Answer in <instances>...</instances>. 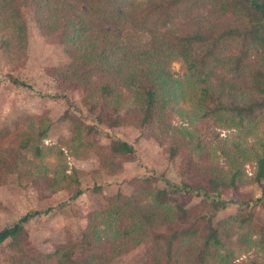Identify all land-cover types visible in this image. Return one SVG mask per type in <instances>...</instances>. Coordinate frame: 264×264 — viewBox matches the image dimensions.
<instances>
[{"label": "trees", "instance_id": "16d2710c", "mask_svg": "<svg viewBox=\"0 0 264 264\" xmlns=\"http://www.w3.org/2000/svg\"><path fill=\"white\" fill-rule=\"evenodd\" d=\"M81 9L93 22L84 21ZM27 15L71 52L66 64L51 71L55 80L84 92L87 120L69 117L80 126L75 138L83 150L77 155L94 150L113 173L116 160L131 156L133 148L117 137L109 139L106 151L95 146L91 137L99 132V121L92 112L105 108L113 125L129 122L138 112L151 136L165 144L168 158L179 157L182 170L195 167L204 184L154 176L127 179L129 193L115 185L104 207L85 214L81 230L37 255L22 248L28 238L23 225L39 214L27 211L0 227V247L12 252L8 262L115 264L118 255L150 240L145 264H232V247L241 246L248 253L243 264H264V214L256 210L264 201L232 194L245 181L264 185V0H0V48L23 53ZM106 24L120 29L117 39L97 29ZM136 33L143 44L134 43ZM171 59L181 62L185 80L197 86V121L190 128L172 123L173 104L183 92L167 68ZM49 125L46 118L29 115L9 134L0 130V178L9 173L40 178L52 190L69 191L72 199L83 191L76 169L66 173L62 163L48 172L34 163L52 148L41 143ZM215 126L232 128L237 136L231 155L220 144L225 166L207 159L208 134ZM245 157L251 159L250 175L243 169ZM231 205L234 212L213 224L215 213Z\"/></svg>", "mask_w": 264, "mask_h": 264}, {"label": "rangeland", "instance_id": "374dc122", "mask_svg": "<svg viewBox=\"0 0 264 264\" xmlns=\"http://www.w3.org/2000/svg\"><path fill=\"white\" fill-rule=\"evenodd\" d=\"M79 11L86 23L93 22L92 16L82 9ZM32 22L27 15L26 42L22 54L13 55L6 48H0V130L9 131L7 133L9 134L16 121L29 115H40L46 118L50 125L41 143L44 146L51 145L52 148L44 149L41 157L34 159V163L45 167L48 172H52L62 163L66 173H70V169H76L75 175L83 191L71 199L69 191L52 190L51 187L41 184L38 181L40 178L31 180V177L27 175L20 178L13 173L5 174L0 178V227L27 211H39V214L23 225L28 235L22 245L26 253L37 255L40 252H47L53 242L62 240L71 233H77L85 224V214L104 207L107 192L109 194L114 192L115 185L120 186L116 190H120L123 194L130 192L126 183L127 179L135 176H154L171 181L184 180L192 185L204 184V179L197 175L195 167L182 170L179 168V157L168 158L164 151L165 144H159L157 139L151 136L150 128L142 124L138 112L129 122L117 125L111 123V114L105 108H98L92 112L99 121V132L91 137L95 146L106 151L109 139L117 137L130 143L133 148L131 156L116 160L117 166L113 173H109L107 166L99 162L94 150L77 155L83 150L82 145L78 144L75 138L80 126L77 129L78 125L75 127V122L69 117L86 118L87 112L81 101L84 92L80 86L55 80L51 71L53 67L66 64L71 52L58 43L51 34H43ZM97 29L107 32L114 39L119 37L120 29L117 25L106 24ZM135 38V44H143L144 39L142 40L140 33H136ZM167 68L183 92L173 104L172 123L190 128L191 124L193 126V122L197 121V119L194 120L197 112L195 105L197 86L192 81L185 80L183 66L178 59H171L167 63ZM7 76L16 78L24 86L10 83ZM202 126L198 124V128ZM208 137L212 142L207 159L213 164L225 166L219 147L220 144H222L221 147L226 146L229 155L234 152L230 147L232 141L237 139L235 130L225 126H215ZM245 141L246 145H249L251 137L247 136ZM58 150L60 154H57ZM210 150L214 155L213 159ZM244 161V172L250 175L251 159L245 157ZM97 186L98 189L95 188ZM262 186L264 185L245 181L237 191L231 192L249 199L250 202L257 198L264 201ZM181 201L188 202V199L183 197ZM195 201L196 199L191 200V202ZM234 209L231 205L217 211L212 218V223L233 213ZM256 210L259 215L264 214V206L262 207L261 202L257 203ZM150 246V240L144 241L118 255L114 263L145 264L150 258ZM232 248L235 258L232 264H243L248 256L247 247ZM11 253L7 245L1 246L0 264H10L8 256Z\"/></svg>", "mask_w": 264, "mask_h": 264}]
</instances>
